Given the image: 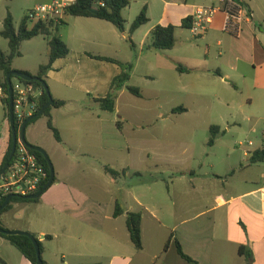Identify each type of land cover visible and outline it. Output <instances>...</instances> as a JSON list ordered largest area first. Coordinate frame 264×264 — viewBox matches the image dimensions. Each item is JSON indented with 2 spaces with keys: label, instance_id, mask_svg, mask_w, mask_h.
Here are the masks:
<instances>
[{
  "label": "crops",
  "instance_id": "obj_1",
  "mask_svg": "<svg viewBox=\"0 0 264 264\" xmlns=\"http://www.w3.org/2000/svg\"><path fill=\"white\" fill-rule=\"evenodd\" d=\"M54 1L34 0L33 9ZM61 1L67 7L76 0ZM231 2L236 1L131 0L123 11L124 33L97 18L64 17L67 25L56 34L66 42L70 55L53 64L46 83L53 99L64 101L65 106L53 108L51 118L62 138L59 147H64L63 154L72 166L82 170L92 191L79 187L76 178L58 179L52 162L56 183L42 195L39 203H34L44 219L41 224L31 222L32 227H37L34 231L23 227L15 229L39 235L42 258L47 264H189L178 254L176 241L185 254L199 264H264V163H250V154L264 147V129L259 146L254 147L252 142L253 145L248 144L245 149L230 148L226 152L222 172L218 171L217 160L211 153L200 157L191 155L186 162L172 164L148 154L147 160L156 168L169 171L149 178L139 177L141 182L132 188L122 181L140 174L137 169H131L133 162L129 167L119 165V170L126 172L116 178L105 170V166L116 170L115 156L108 157V153L116 152L121 145L122 122L121 117L116 119L115 115L119 99L128 91L120 92L114 114L102 111L92 101L107 96L121 68L93 59L89 54L133 63L130 82L142 68L143 81L163 80L174 87L183 84L178 89L190 90L192 100L201 97L199 91L207 85L226 81L238 89L240 81L248 89L249 105H257V123L264 121V0H239L245 21L237 36L224 31L226 10ZM199 7L214 8L216 13L207 34L195 43L182 23L192 18ZM144 8H147L149 21L132 34L134 52L128 42L129 31ZM157 26L177 28L174 49L156 51L151 48V33ZM46 64H40L37 73L39 67ZM178 64L191 72H178ZM12 68L31 74L27 69ZM184 108L186 111L180 113H173L175 108H172L170 115L186 114L188 109ZM37 122L30 125L31 130L27 128L26 140L42 148L36 133ZM11 137L10 126L8 134L2 137L0 167ZM83 144H93L95 151L84 154L97 152L101 162L78 158L76 155L82 154ZM215 148L216 143L211 145L212 151ZM67 149L76 154L72 159ZM102 156L107 157V161H102ZM56 162L59 166L57 158ZM95 169L101 174L85 175ZM159 185H164L165 193L160 192ZM117 203L125 210L120 217H114ZM14 206L4 215L11 214ZM132 212L142 214L143 249L140 251L132 243L127 227V215ZM4 215L1 228L8 230ZM6 241L2 238L0 247ZM0 264L13 263L3 258ZM18 264L31 263L22 255Z\"/></svg>",
  "mask_w": 264,
  "mask_h": 264
},
{
  "label": "rangeland",
  "instance_id": "obj_2",
  "mask_svg": "<svg viewBox=\"0 0 264 264\" xmlns=\"http://www.w3.org/2000/svg\"><path fill=\"white\" fill-rule=\"evenodd\" d=\"M33 5L34 0H14V2L0 0V33L3 30V23L8 13L13 16L15 28L18 30L24 17L30 11L28 9H33ZM62 32L61 30L60 33ZM56 35L58 36V34ZM189 36L191 37V34ZM192 41L199 42L194 38H192ZM48 42L49 39L45 37H38L24 42L20 49L21 57L15 58L12 66L16 69H27L34 75L37 74L38 66L48 62L50 53ZM0 51L6 54L10 52L8 40L1 35ZM127 52L130 53L129 47H127ZM142 73L143 69L141 68L129 85L141 89L143 98L136 99L127 92L124 97L119 99L118 113L115 116L116 119L119 118L118 116L121 117V145L116 152L108 153V157L115 156L117 164L114 168L116 170H119V165L129 167V163L133 162L131 169H137V172L139 171L142 174L140 176L133 174L122 182H127L133 188L141 182L139 177L149 178L151 175L169 171L167 168H156L155 164L147 160L148 154L153 159L156 158L161 162L172 164L186 162L191 155L200 157L211 153V156H214L217 160L218 171L222 172L225 168L222 158L230 148L245 149L248 147L249 142H253L254 147L260 145L264 121L257 123L255 118L257 105H249L246 94L248 89L240 81L237 82L238 89H235L231 83L226 81H219L217 85H207L199 91L202 96L192 100L190 90L186 88H184L185 90L178 89L183 84L178 83L174 87L163 80L151 81L149 79L143 81L141 80ZM3 81L4 75L0 72V82ZM130 98L136 101L132 102ZM181 106L188 109L186 114L170 115L172 108ZM61 119L65 120V118ZM47 123V117L40 118L36 125V133L43 144H41L44 147L42 148L56 166L58 179H63V177L76 178L80 182L77 183L80 184L78 186L84 188V191H88L90 184L84 180L82 170H77L66 159L67 157L63 154L64 147H59L58 141L52 131L49 130ZM212 126L218 127L222 133L214 142V144L216 143L214 151L211 150L209 145L210 128ZM31 128L29 126L28 131ZM9 129L7 110L0 102V147L2 137L6 133L8 134ZM83 145L82 150H80L82 154L76 155L72 150L67 149L68 157L72 159V155H76L84 160L91 159L101 162V156L97 152H92L88 156L84 154L85 151H95L93 144ZM56 158L59 160V166L56 164ZM102 158V161H107V157L102 156ZM100 172L95 169L90 172L87 171L85 175L95 177L101 174ZM170 173L172 172L170 171ZM58 179L57 182H59ZM159 187L163 189L160 192H166L164 185H159ZM90 191L92 190L90 189ZM14 205V211H11V214L4 215L6 217L5 227L8 231H15L18 227H23L22 229L31 228L32 231L36 230L37 227H32L31 222L38 221L41 224L40 221L45 217H42L37 206L34 203H26L23 206L21 203ZM30 233L33 234V232ZM35 236L38 239L40 238L38 234H35ZM21 256L20 251L12 247L8 240L5 245L0 247V257L9 258L13 264H18Z\"/></svg>",
  "mask_w": 264,
  "mask_h": 264
},
{
  "label": "trees",
  "instance_id": "obj_3",
  "mask_svg": "<svg viewBox=\"0 0 264 264\" xmlns=\"http://www.w3.org/2000/svg\"><path fill=\"white\" fill-rule=\"evenodd\" d=\"M239 2V0H234ZM131 4V0H76L72 5L67 6L65 8L64 17H86V18H97L108 23L113 24L120 32L124 33L126 29V20L123 16V11ZM91 9H97L98 14L94 15L91 12ZM147 17V8H144L140 15L135 19L132 23L128 37V42L131 45L132 50L136 51V45L132 40V34L137 31L140 27L146 25L148 23ZM67 22L63 19L62 21L55 22L53 20L43 21L39 20L36 22H30L27 17H24L20 28L17 30L14 25V19L11 13H8L7 18L4 20L3 23V30L0 35L8 40L9 43V54H6L0 51V72L4 75V81L0 82V85L4 87L6 93L9 92L8 82H7V75L13 71L12 64L13 60L17 57H21V46L24 42L30 41L36 37L43 36L49 39V61L46 65H41L39 67L37 76L38 78L42 79V81L46 82L47 76L49 71L52 69L53 64L59 60L67 58L70 55V49L66 42L56 35L58 30L62 27H65ZM193 25V18H187L183 21L182 27L186 29H190ZM176 30L175 26H157L151 33L152 45L151 48L156 51H170L175 48L176 46ZM93 59L113 63L118 65L121 68V73L116 76L110 87V91L104 98L93 99L92 101L99 106L102 111L114 114L116 112V104L119 98V94L121 91L126 90L133 96L137 98H142L143 93L141 89L135 86H130L129 83L132 78V73L134 71V64L133 63H122L118 60L108 58V57H101L89 54ZM177 71L180 73H190L191 70L187 69L185 66L178 64ZM26 73V72H24ZM29 74V73H27ZM216 75H220L219 72H215ZM31 75V74H30ZM14 78H12L13 80ZM27 85L33 86L37 91L42 92V96L39 102V108L37 113L49 102V97L45 93L44 87L41 82H25ZM7 110V119L10 121V114H9V99L3 102ZM65 106L64 101L54 100V104L50 107L42 117H47L48 123L47 126L50 131H52L55 139L58 142L62 141L61 135L59 130L53 125L52 118H51V111L53 108L61 109ZM186 109L184 107H179L173 109V113H180L185 112ZM36 113V114H37ZM40 118L31 122L28 127L38 121ZM118 125H120L118 123ZM27 127V128H28ZM16 130L19 131V126L16 123ZM220 129L216 126H212L210 128L211 138L209 141V145H213L215 139L220 135ZM13 148V139L11 137L8 150L6 152L3 165L0 167V171L4 167L5 163L8 161ZM33 154L36 155L39 162L43 164L48 171L49 179L51 178V171L49 164L45 157L38 153L34 152ZM250 163L251 164H261L264 163V147L262 149H258L250 154ZM105 170L108 174L112 177L116 178L122 176L126 171L119 172L117 170H113L108 166H105ZM136 176H140L141 174L136 173ZM44 184L38 191H42L44 187L48 184ZM56 183V178L54 180V184ZM7 196L0 198V206H2L7 199ZM40 199L38 200H26L24 198L15 197L11 200L10 204L5 208L3 212L0 213V227H3L1 222V217L8 213L14 204L17 203H39ZM125 213L124 208L121 206L120 203L116 204L114 217H120ZM127 227L130 233V238L132 243L134 244L135 248L140 251L143 249L142 243V214L140 212H132L127 215ZM2 238L8 240L16 249L20 251V253L31 263L37 264V252L32 240L25 236H5L0 235ZM35 236V235H34ZM36 237V236H35ZM173 236H171V239ZM38 243L41 248V252L43 253V247L41 241L36 237ZM170 239V241H171ZM170 241L166 244V249L169 247ZM176 249L178 254L186 260L189 264H199L197 261L193 260L187 254H185L181 244L179 241H176ZM43 264H47L43 261Z\"/></svg>",
  "mask_w": 264,
  "mask_h": 264
},
{
  "label": "built area",
  "instance_id": "obj_4",
  "mask_svg": "<svg viewBox=\"0 0 264 264\" xmlns=\"http://www.w3.org/2000/svg\"><path fill=\"white\" fill-rule=\"evenodd\" d=\"M231 3V6L226 10L224 31L237 36L245 21L244 8L239 2ZM65 8L63 1L56 0L50 4L37 6L29 11L26 17L30 22L53 20L59 23L64 19ZM215 13L216 9L206 7H199L195 11L192 17L193 25L189 29L194 39H199L207 34ZM12 84L15 123L18 124V132H20L26 120L37 113L42 92L17 78L12 80ZM6 99H9V92L6 93L4 87L0 85V102L3 103ZM252 145L253 143L250 142L249 146ZM48 179L49 174L45 166L39 162L33 151L19 139L12 161L6 172L0 176V198L7 195L23 198L35 195L48 182Z\"/></svg>",
  "mask_w": 264,
  "mask_h": 264
},
{
  "label": "water",
  "instance_id": "obj_5",
  "mask_svg": "<svg viewBox=\"0 0 264 264\" xmlns=\"http://www.w3.org/2000/svg\"><path fill=\"white\" fill-rule=\"evenodd\" d=\"M91 12L94 15L98 14V10L97 9H91ZM12 78H17V79H19L21 81H24V82H34V81L41 82L43 87H44L45 93L49 97V102L40 110L39 113L31 116L30 118H28L26 120V122L23 124L22 129H21L20 132H18L16 130V123H15V116H14V96H13V92L14 91H13ZM7 82H8V88H9V114H10V126H11L12 139H13V148H12V152H11V155H10L8 161L5 163L4 167L0 171V176L6 172L10 162L12 161V159H13V157L15 155L18 141H19V139H21L22 142L29 149H31L34 152H38V153L42 154L45 157V159L47 160V162L49 164V167H50L51 178H50V181L48 182V184L46 185V187L42 191H40L39 193L24 198L26 200H38L54 184L55 170H54V166H53V164H52L47 152L41 147L34 146V145L30 144L26 140V130H27L28 125L31 122H33L34 120H36V119L40 118L41 116H43L44 113L50 107L53 106L54 99L52 97L51 91H50L47 83L42 81V79L38 78L37 76H33V75H30V74H27V73H24V72H21V71L13 70L7 75ZM15 197L23 198L21 196H16V195L8 196L7 199L5 200L4 204L2 206H0V213L5 210V208L10 204L11 200L13 198H15ZM0 235H5V236H25V237L30 238L32 240V242H33V244L35 246L36 252H37V264H43L44 260L42 258L41 248H40V245L38 243V240L36 239V237L33 234H31L30 232H25V231H21V230L8 231V230L0 227ZM1 242H2V237L0 236V243ZM1 261H2V259L0 258V262Z\"/></svg>",
  "mask_w": 264,
  "mask_h": 264
}]
</instances>
